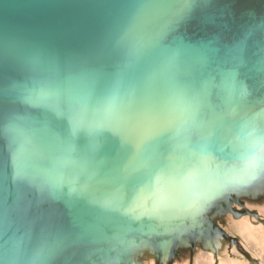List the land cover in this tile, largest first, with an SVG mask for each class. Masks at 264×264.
I'll use <instances>...</instances> for the list:
<instances>
[{"label": "bare ground", "instance_id": "6f19581e", "mask_svg": "<svg viewBox=\"0 0 264 264\" xmlns=\"http://www.w3.org/2000/svg\"><path fill=\"white\" fill-rule=\"evenodd\" d=\"M161 1L139 0L145 7ZM108 2L60 1L56 7L22 17L33 29L32 33H26L27 44L8 48L11 50L0 44L1 90L13 92L20 87L25 92L52 94L57 99L56 102L0 99V264H46L71 243L122 236L133 227L140 229L165 220L176 224L195 214L191 202L194 188L210 196L222 178L249 180L264 166L262 127H252L250 123L226 133L219 149L222 155L238 157L249 153V157L230 162L228 168L229 161L220 155L206 157L195 186L186 180L166 188L160 184L165 176L179 169L129 187H114L101 175L98 170L101 148L107 141L121 138L127 128L129 134L124 145L106 160L116 173L193 145L192 136L184 134L181 128L178 131L164 126L161 121L162 116L169 120L173 114H168L164 106L158 107L157 90H170L173 95V85L181 88L182 82L173 75L164 77L165 73H157L145 82L133 84L126 81L127 75L116 72L96 76L76 72L80 63L99 57L102 49H112L113 54L123 58H135L141 65L145 64L149 51L154 55L163 51L157 45L155 49L148 47L151 42L141 33L125 34L123 9L107 5ZM211 59L209 54L201 53L197 58L205 64ZM232 72L228 71L227 76ZM146 84H154L155 88ZM74 89L93 95L111 111H123L124 117L103 120L82 108L65 113L57 101L69 100ZM133 95L148 96L146 103L150 110L139 109ZM176 108L177 113L182 111L179 106ZM247 108V104H242L236 111ZM255 110L232 116L215 110L210 123L201 128L198 142L209 138L217 123L243 118ZM257 190L244 193L255 196ZM251 222L246 216L243 222L236 220L233 225L245 248L264 249L262 234L257 237L253 233L260 228ZM199 244L191 261L188 250L177 256L175 264H241L236 249L230 250L223 238L216 246L218 258L212 251L202 253ZM169 250L170 243L165 242V261ZM147 264H154V260Z\"/></svg>", "mask_w": 264, "mask_h": 264}, {"label": "water", "instance_id": "95a60500", "mask_svg": "<svg viewBox=\"0 0 264 264\" xmlns=\"http://www.w3.org/2000/svg\"><path fill=\"white\" fill-rule=\"evenodd\" d=\"M63 0H0V44L8 48H18L21 43H28V35L26 33H32L33 29L30 28L26 20L22 17H30L39 12L40 10L46 8H53L58 6L57 4ZM66 1V0H64ZM70 1V0H67ZM185 0H162L159 3L153 4L149 7L142 6L139 0H110L107 5L116 7L119 6L123 9V23L125 26V34L135 35L136 33H141L146 36V38L151 42L148 47L154 48L159 47L162 49V45L159 40L155 38V31L158 27H153L154 24L151 22L153 16L163 12L175 11L173 15L181 16V20L172 24V34L170 37L175 36L181 48H184L188 54L195 56L196 58L200 57V53L204 56H207L209 52L219 53L222 50V47L215 43V40L211 38L203 37V30H200V25H198V18L189 17V15H194V11L187 10L182 8L183 2ZM203 1V0H201ZM234 1V10L231 13L232 15H258L259 11L257 8L258 1L264 2V0H233ZM182 10H181V9ZM198 8V7H197ZM179 9L181 11H179ZM260 9V8H259ZM39 10V11H38ZM7 15L8 17H4ZM171 18V17H170ZM148 20V21H147ZM200 27V28H199ZM237 25L230 27L223 26L221 31L220 38L224 40L223 47H232L237 42L238 39H243V36L236 37L235 32L237 31ZM212 31V29H210ZM209 30V31H210ZM128 31V33H127ZM214 31V30H213ZM241 31V30H240ZM216 34V33H215ZM148 41V42H149ZM155 45V46H154ZM13 46V47H10ZM112 49H102L100 50L99 57L89 60H85L79 64L76 68V72L80 75H89L96 76L98 74L106 73H118L122 75H127L126 81H131L133 84H140L142 81H139L140 77L146 74V72L154 66L155 63H152L157 59V55L153 54V51L148 52L146 57L145 64H139L135 58H123L122 56H117L112 53ZM201 51V52H200ZM53 63H57L56 60H53ZM207 63V62H206ZM228 71L236 72V79L239 83H242L245 87L243 91L244 103L249 104V96L251 95L249 90V85L244 78L240 77L239 70L237 68H226L222 65H218L216 75L219 76L221 82L216 86L219 88L220 96L224 94L223 85H224V74ZM155 72L154 74H157ZM160 74L162 73L159 72ZM154 74H151L154 75ZM216 76L214 77L211 73L209 74V79H207V84L209 87L213 88V85L216 82ZM162 79V78H161ZM233 82V79H230ZM81 86H84L83 81H80ZM159 84L156 83V85ZM176 85V84H175ZM173 85V88H175ZM145 86H149L146 84ZM215 86V85H214ZM158 87V86H157ZM8 88V87H7ZM150 88V86H149ZM155 88V87H154ZM171 89L174 93L172 95L171 91H164L165 97H157L158 107L164 106L168 112V108L171 107L174 101H178L179 96L182 93V85L180 89L181 93H177L175 89ZM158 89V88H157ZM157 96L161 95L160 91L157 90ZM231 92L230 95L234 94L233 89L226 90ZM135 100H138L140 106L139 109H144L146 111L150 110L147 107L146 103L149 99L148 96H136ZM155 96V95H154ZM140 98V99H139ZM0 99L18 101V100H46L56 102L55 96L48 95L46 93H34V92H25L22 88L18 87L15 91L11 90H1L0 89ZM141 100V101H140ZM229 101V100H227ZM154 103V102H153ZM223 105L227 107V103L222 101ZM57 105L61 110L67 114L73 113L77 108H82L89 111L99 119L114 121L118 117H124L123 111H111L106 106L100 105L96 97L91 94L83 93L77 89L71 93L69 100L64 102H58ZM156 105V103H155ZM101 110L99 111L98 108ZM215 111V109H213ZM183 114H186L185 110L181 111ZM179 112V113H181ZM169 113V112H168ZM164 116L161 117V121L165 122L164 126H170L171 128H176L179 131V128L184 131V134L188 135V124H183L179 121L178 117L174 119L163 120ZM227 118V117H226ZM179 122V123H178ZM199 122V121H198ZM197 122V123H198ZM178 123V125H177ZM201 123V121L199 122ZM251 123V124H250ZM250 126H260L264 134V105L256 108L255 112L251 113L248 116L239 119L228 120L227 122L222 121L217 123L214 128L213 134L201 141L199 137L193 139V145L184 146L179 148L176 152H170L167 157H158L152 159L142 165H135L123 169L122 172L116 173L113 169L107 164V156L111 153L114 155V151L118 150L119 147L124 145L126 140L125 136L129 134V128L126 133L121 137L111 141H107L100 151V163H99V172L101 175L109 179L111 185L114 187H129L135 184L144 183L148 180H153L159 178L173 170H177L172 174H168L161 181L160 184H163L165 188L167 185L171 184L176 180V182H181L184 179L188 181L189 185H197L193 182L191 183L190 179L182 178L181 180L177 179V175L184 176L190 167L195 164H199L198 160L213 156L220 155L229 162L233 161H245L249 157V153L241 155L238 157H233L227 154H220V144L225 141V134L234 130H240L243 127ZM201 130V129H200ZM198 142V143H197ZM187 167H181L186 166ZM200 171V169H199ZM230 180V187L226 188L221 186V180L215 185L216 195L209 199L205 194L200 190V188H194V196L192 198V205L195 209V214L193 216H186L176 224L166 221L162 223H155L152 226H142L140 229L138 227H133V229L128 230L122 236H112L108 239L98 240V241H79L77 243H71L65 247L57 255H53L50 261L46 264H73L77 263L80 256L86 251H106L109 252L108 256L111 257V264L116 263H125V264H134V254L139 250L143 244H150L156 254H164L163 245L165 242L170 243V250L168 258L171 261L173 256L179 253L178 245L185 243H190L194 251L197 241L209 244L210 247L216 250V239L219 236L226 237L227 233L225 230L210 216L205 214L212 213H233L235 215H243L250 213L247 208L237 209L233 207V204L240 205L245 207L243 201L240 197L234 194L233 190L236 189L239 192L251 193L257 189L258 185L264 180V166L259 170V172L249 180H237L231 178H225ZM195 184V185H194ZM198 192L203 194L205 198V203L202 205L196 204L194 202V197ZM0 193H1V184H0ZM1 199V198H0ZM205 213V214H204ZM143 225V224H141ZM140 240V241H139ZM134 241V242H132ZM143 242V244L141 243ZM133 243V246L131 244ZM181 243V244H180ZM116 247H118L116 249ZM115 250V253H111V250ZM110 261V260H109ZM90 264H93L92 262ZM95 264H98L96 261Z\"/></svg>", "mask_w": 264, "mask_h": 264}, {"label": "rangeland", "instance_id": "374dc122", "mask_svg": "<svg viewBox=\"0 0 264 264\" xmlns=\"http://www.w3.org/2000/svg\"><path fill=\"white\" fill-rule=\"evenodd\" d=\"M181 7L183 9L186 8L187 10L194 11V15H189V17H195L199 19L198 25H200L201 27L199 28L200 30L204 29L203 37H207L209 38V40H211V38L214 39L215 43H219V45L222 47V50H220L219 53L208 52L210 58L213 59L214 57V59L207 61L206 64L199 62L195 56L188 54L184 48L180 47V44L178 43L175 36L170 37L172 34V29L174 30V28H171L172 24L180 21L181 16L179 15L177 17L173 15L175 11L156 14L151 19V22L154 24L153 27H158V29L155 31V38L159 40L160 44L163 46V51L161 50V52L157 55V59L152 62H156L155 65L151 66L146 74L140 77V79L138 80L145 82L151 76V74H154L157 71L158 73L162 71L161 74L165 73L162 76L171 74L176 77V79H179V82H182V93L180 92V89L176 84L175 91L177 93H181V95L179 96L178 101H174L171 107L168 108V114H173L172 118L170 116L171 120L175 117H178L181 123L188 124V135L192 137L194 136V138L197 139L201 132L200 129L210 123L211 115L214 112L213 109H215L216 112H219V114L232 116V114H238L241 111V114L248 113L254 108H259L260 106L264 105V2L258 1V15H232L231 13L234 10L233 0H185ZM180 9L179 11L182 10ZM233 25H237L238 28L235 32L236 37L239 38V35H241L243 36V39H238L239 42H237L232 47H223L222 45L224 40H221L220 38L222 32L219 31V29L221 30L223 26L230 27ZM210 29H212V31ZM220 64L226 68H237L239 70L240 77L244 78L247 81L251 93V95L249 96L250 102L249 104H247L249 106V108H247L248 110L243 111L244 109H242L241 111H236L238 110L239 106H241L242 104H246L243 101L245 96H243L242 94L245 87L236 79V72L228 73V76L227 72L224 74V85L222 89L224 91V94L221 99L220 91H218L219 88L216 87L218 85L217 83L221 82L219 76L216 75L218 65ZM210 69L212 70V75L214 77H217L216 83L214 84L215 86L213 85V88L209 87L207 84V79H209V74L211 73ZM225 77H228V80H226ZM230 79H233V82H231ZM228 83L231 84V86L228 85ZM154 86V84L150 85V87L152 88H154ZM231 88L234 91V94L232 95H230L231 92L226 91ZM160 94L161 95H158V97L161 96L162 98L163 96H166L163 92H161ZM222 101L228 104L227 107L223 105ZM180 105L182 106V108ZM177 106H179L182 111L185 110L186 114H183L182 112V114L177 113ZM163 120L166 119L163 118ZM196 120H198L199 122L201 121L203 125H199L197 123L198 121ZM204 159L205 158L200 159L198 162L199 164L192 165L190 167V171H188L184 176L177 175V179L181 180L182 178H187L191 180V183L198 181L200 175L199 169L201 170ZM230 165L231 163L228 162L227 168ZM242 176L245 177L246 175ZM179 182L174 181L171 184ZM229 182L230 180L222 178L221 186L229 188ZM260 187H262V189L259 191L261 195L259 194L258 197L247 195L244 192L237 191L236 189H234L233 192L240 197L241 201H243L247 209H249V207L251 206H254L264 214V180L261 182ZM214 192H212V195L210 196L209 194L205 195H207L206 197L209 196L210 198L215 195L217 191L215 193ZM194 202L199 205L205 203V198L203 197V194L201 192H198L196 194V196L194 197ZM233 207L238 209L240 206L237 204H233ZM205 215H208L212 219H214L222 228L224 224L223 229L227 231H225L227 234L229 233L231 235L233 233L236 234V229L233 225V222L236 220L246 219V217H242L244 215H235L230 212H216ZM246 215L249 214L246 213ZM251 217L253 218H249L252 220L251 223L254 225V227L260 228L259 232L256 231L253 233L264 235V218H256L254 216ZM225 222L228 226H225ZM232 237L233 236L228 237L229 243L225 240L228 244L231 245V249L229 248L230 250L235 249V245H233V240L231 239ZM219 239L220 241L222 240L221 238ZM258 242L260 243L261 241L259 240ZM141 243L143 244L142 241ZM199 243L202 253L212 251L210 247L201 244V241H199ZM189 244L190 243H185L184 241L182 245L178 246H180V254L184 251H186L185 253H187L189 250V260L191 261L192 254H194L196 247L194 248L193 252L192 247ZM131 246H133V243L131 244ZM237 246L238 244L236 245V247ZM262 246L264 248V243H262ZM117 248L118 247H116V249ZM242 248L245 251H249L246 250L241 242H239L238 249L236 250H238L237 253L241 257L239 256L237 258H242L243 261L241 260V264H243L244 261V264H250L246 259L243 258L241 254H239L241 253ZM138 249L139 250H137V252H135L134 254V264H147L150 260H154V264H175V262L179 260L177 256H179L180 254L178 253L177 255L173 256L171 261L169 260V258H167V261H165L163 256L164 254H156L154 248L150 244H143ZM257 250L258 247L257 249L256 247L255 249L253 247L251 251L255 254L257 253ZM115 252V250H111V253ZM108 253L109 252L106 251H86L80 256L81 258L79 259V261L73 264H90L91 262L95 264L96 261L98 262V264H111L112 260L111 257L108 256ZM256 257L260 259V264L264 263V257H262L263 259L260 256ZM114 264L125 263L114 262Z\"/></svg>", "mask_w": 264, "mask_h": 264}, {"label": "crops", "instance_id": "0c3cea01", "mask_svg": "<svg viewBox=\"0 0 264 264\" xmlns=\"http://www.w3.org/2000/svg\"><path fill=\"white\" fill-rule=\"evenodd\" d=\"M261 185H258V187H257V192H256V195H257V197L259 196V194L261 195V193H259V191L262 189V187H260ZM255 195V196H256ZM240 206V205H239ZM244 208H247L246 206L245 207H242V206H240L238 209H244ZM249 211H250V213H248L249 215H251V216H254V217H256V218H264V214L257 208V207H254V206H251V207H249V209H248ZM244 216H242V217H246V216H248V217H250V218H253V217H251V216H249V215H246V214H243ZM240 221H244V220H240ZM261 224V223H260ZM236 229V234H227V236L226 237H222V236H219L217 239H216V246H217V243L220 241V239L219 238H223L224 240H226L228 243H229V240H228V237L229 236H233L231 239L233 240V245H235L234 247H235V249H238V246H239V242H241V239H242V237L238 234V231H237V228H235ZM225 230V229H224ZM226 231V230H225ZM227 232V231H226ZM257 235H259V233H257L256 234V236ZM263 237H264V235H262ZM258 237V236H257ZM230 239V238H229ZM257 241H259V238H255ZM199 242V241H198ZM198 242L196 243V245L198 244ZM205 244V243H204ZM238 244V246L236 247V245ZM196 245H195V247H196ZM229 245V248L231 249V245L230 244H228ZM218 247V246H217ZM254 246H252V247H250V249H247L246 248V250H249V251H245L243 248H242V251H241V253H239V254H241L242 256H243V258L244 259H246L250 264H260V259L258 258V257H256V256H259L258 254H261L262 255V257H264V250L263 249H259L258 248V250L256 251L257 253H253L251 250H252V248H253ZM211 249H212V251L214 252V254L217 256V254H218V251H217V249L215 250L214 248H212V247H210ZM214 249V250H213ZM254 249H255V247H254ZM256 249H257V247H256ZM236 251H238V250H236ZM251 251V252H250ZM179 252H181V251H179ZM243 252V253H242ZM180 254V253H179ZM192 257H193V255H192ZM217 258H218V256H217ZM241 260H242V258H240L239 259V261H240V263H242L241 262ZM243 261V260H242ZM245 263V261L243 262V264Z\"/></svg>", "mask_w": 264, "mask_h": 264}]
</instances>
